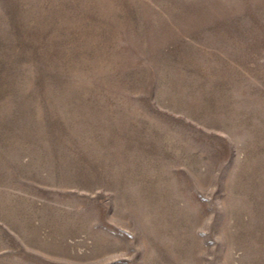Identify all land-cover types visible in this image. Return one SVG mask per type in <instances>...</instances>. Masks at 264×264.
<instances>
[{"label":"rangeland","instance_id":"rangeland-1","mask_svg":"<svg viewBox=\"0 0 264 264\" xmlns=\"http://www.w3.org/2000/svg\"><path fill=\"white\" fill-rule=\"evenodd\" d=\"M0 264H264V0H0Z\"/></svg>","mask_w":264,"mask_h":264}]
</instances>
